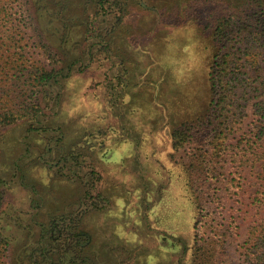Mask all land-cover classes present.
<instances>
[{
  "label": "rangeland",
  "instance_id": "374dc122",
  "mask_svg": "<svg viewBox=\"0 0 264 264\" xmlns=\"http://www.w3.org/2000/svg\"><path fill=\"white\" fill-rule=\"evenodd\" d=\"M19 9L29 48L46 45L63 76L43 86L41 114L0 126L8 264H252L264 137L255 161L239 142L264 103V22L250 0H19ZM224 15L233 25L223 40ZM239 46L246 90L220 135L212 79L224 51L241 63ZM184 124L192 137L175 150L172 131ZM232 177L247 209L236 222L221 196ZM77 230L84 251L50 244Z\"/></svg>",
  "mask_w": 264,
  "mask_h": 264
},
{
  "label": "trees",
  "instance_id": "16d2710c",
  "mask_svg": "<svg viewBox=\"0 0 264 264\" xmlns=\"http://www.w3.org/2000/svg\"><path fill=\"white\" fill-rule=\"evenodd\" d=\"M243 1L248 2L249 0ZM250 2L255 12L262 17L261 21L264 22V0H250ZM102 7L103 5H101ZM231 17H225L224 15L219 20L218 31L216 32H218V35L223 40L227 39L231 32L229 30L233 23ZM26 19L24 11L19 9V0H0V126L11 125L20 120L36 117L41 114L43 108L38 95L43 86L58 82L63 76V67L56 65L59 60L46 45H43L45 47L44 52L38 51V48L41 47H37L36 49L31 46L32 48H29L30 37L28 38ZM237 29L242 30L241 28ZM261 42H264V39H261ZM234 49H238L235 53L242 56L240 57L241 63L236 62L234 66H231L229 54L224 51L219 64L220 72L212 79L213 87L218 85L221 88V96H218L216 102V109L219 112L218 117L221 121H224V125L220 129V135L224 133V130H232L235 124L227 118L226 114L227 108L233 105L232 97L237 94L239 89L242 91L246 90L244 86L245 80H247L245 78V69L249 66L245 64L248 60L243 56L245 53H242V46ZM45 60L48 62L46 63ZM70 69L71 67L69 66L68 72ZM230 70H232V76H230ZM191 137V127L189 125L184 124L175 128L172 131L173 148L179 150L181 147H185L190 142ZM242 137L239 145H241L245 152H251L254 157H250V160L255 161L257 155V158L260 157V153L258 152L260 148L259 142L264 137V103L259 107L257 113L255 112L254 123L251 124L248 131ZM241 175L242 172L240 171L238 181L242 179ZM234 179L232 177L227 180V189L223 190L221 194L222 201L226 207L224 217L226 221L230 222L247 218L244 215L247 209L245 210L244 206L240 209V206L244 204L241 182L237 183L239 189H231L233 188L231 184L234 182ZM258 180L259 187L250 196L251 203L257 209V213L249 226L246 240V242H250L249 249L247 246L246 250H248L247 254L252 264H264V166ZM229 202L230 208L227 209ZM2 205L3 197L0 193V217ZM235 205H237L236 208ZM234 208H238L239 212L237 214L236 212L234 213ZM195 228L198 232L197 225ZM70 234L66 238L67 243L64 244L62 242L60 245L59 237L57 238L58 235H50V244L58 253L62 254L64 250L63 246L66 250H72L75 253L84 251V247L79 246L78 243V241L84 238V231L77 230ZM43 236H45V233H43ZM9 246L10 241H8L0 228V264H8ZM45 250L44 246L40 247L42 255H46ZM74 257L77 259V255ZM79 259L82 262L86 260V258L82 257Z\"/></svg>",
  "mask_w": 264,
  "mask_h": 264
}]
</instances>
